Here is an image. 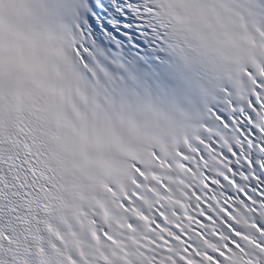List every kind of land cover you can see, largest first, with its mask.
I'll return each instance as SVG.
<instances>
[{
  "label": "snow or ice",
  "instance_id": "obj_1",
  "mask_svg": "<svg viewBox=\"0 0 264 264\" xmlns=\"http://www.w3.org/2000/svg\"><path fill=\"white\" fill-rule=\"evenodd\" d=\"M110 2L111 8L105 3V0H88L89 11L85 15L83 23L77 25L83 38L78 50L85 62H87L85 49L88 48L85 41L87 39L95 40L93 37L96 32L110 36L112 39L116 38L115 35H112L116 33L122 39L131 38L134 46L148 47V44L143 45L145 39L140 24H137L138 32L124 33L122 31L131 26L130 22L121 23L122 20L128 21L130 14L133 18H137L134 12L135 5L130 0H124L123 4H117L115 0H110ZM76 7V0H59V10L63 13L70 14ZM139 50L140 48H138ZM113 63L118 71L126 73L130 70V66L123 62ZM131 71L137 73L138 81H147L149 84H153L152 77L154 75H159L158 70L150 63H142L139 68H131ZM120 78L123 79L122 76ZM154 86L165 93L177 94L183 93L189 87L184 80L176 77L157 79ZM257 91L260 90L257 89ZM260 99L264 101V93L261 94ZM252 104L264 112L255 99L252 100ZM216 115L228 127L225 128L224 124H218L204 137L206 144L214 151H209L208 147L203 145H193L194 150L187 153L191 159L183 161L194 174H184L183 177L185 182L192 186V191L188 192L191 199L186 201L190 205L187 209V216L192 218L191 222L185 218L184 210L181 209L176 210L177 215L180 216L179 220L170 213H165L164 209H160L164 215L157 214L153 218L155 220L153 227H156L159 235L157 243L167 247L169 244L183 241V247L187 250L185 255L187 253L196 255L192 251L196 246V240L190 239L196 233L203 235L205 239L215 241L216 238L210 235L211 228L207 226H211L212 221L217 219L211 210L216 209L217 202L226 208L227 204L224 203L226 200L236 207L239 206L238 201H243L249 207H253L255 205L252 204V200H264V152L261 151L264 149V133L261 131L264 129V120L261 115L248 108H244L242 111L238 109L234 112L217 110ZM249 120L252 123H249ZM197 151L199 155H197ZM228 210L231 211L230 208ZM196 221H200V224ZM184 224H189L193 231L189 232L187 227H183ZM260 227L264 228V224ZM160 228L168 231H160ZM217 231L219 230L217 229ZM237 231L239 230L237 229ZM226 233L228 239L223 241L226 248L235 249L236 246H239L248 254L247 258L250 262L252 253L255 252L256 256L260 258L258 264H264V253L258 249L250 248L245 241L232 235L231 232L226 230ZM153 238L156 239V236ZM257 238L258 243L264 246V236L257 234ZM220 251L224 252L226 249L221 248ZM209 255L216 260H222V257L216 253L210 252Z\"/></svg>",
  "mask_w": 264,
  "mask_h": 264
}]
</instances>
